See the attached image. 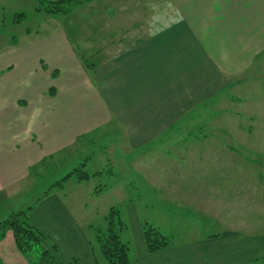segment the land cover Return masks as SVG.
<instances>
[{
	"label": "crops",
	"instance_id": "1",
	"mask_svg": "<svg viewBox=\"0 0 264 264\" xmlns=\"http://www.w3.org/2000/svg\"><path fill=\"white\" fill-rule=\"evenodd\" d=\"M96 2L106 8L97 4L90 11L104 20L96 17L92 19L96 25L82 30L75 22L74 28L81 37L87 33L84 37H91L92 43L93 37H115L107 43L106 55L95 71L86 70L70 35L52 28L54 24L42 31H27L20 43L12 44H17L14 51L22 48L21 56L10 68L0 67L2 202H6L7 192L30 178L33 168L84 138L113 135L117 140L112 142L113 150L123 139L130 148L148 147L190 111L193 104L188 101L178 107V103L158 99L162 97L163 88L158 84L164 78V56L187 54L189 65L184 69L188 80L210 83V89L201 95L206 102L221 92L235 96L247 90L244 83L250 81L243 78L264 53V0L123 1L132 16L122 19L126 24L122 29L111 25L117 12L110 2L91 0L90 4ZM84 15L79 13L77 20L82 22ZM105 26L98 34L92 33ZM31 52L33 57L28 56ZM185 61L183 57L181 62ZM175 67L181 70L178 64ZM236 98L239 100L238 95ZM84 217L81 206H69L53 190L29 211L30 223L44 238L40 249L54 247L60 264H97L90 250L91 227ZM212 239L171 246L155 254H148L140 239L138 264H253L264 258L263 233L245 236L226 231ZM38 256L39 250L20 253L10 232L0 237V264H30Z\"/></svg>",
	"mask_w": 264,
	"mask_h": 264
},
{
	"label": "rangeland",
	"instance_id": "2",
	"mask_svg": "<svg viewBox=\"0 0 264 264\" xmlns=\"http://www.w3.org/2000/svg\"><path fill=\"white\" fill-rule=\"evenodd\" d=\"M90 1L70 7L61 18L59 13H46L36 0H0V67L10 68L21 56L22 48H14L27 31H42L54 24L52 28L70 35L68 39L86 70L95 71L106 55L107 43L115 37H93L92 43L91 37H84L87 33L79 36L76 30L80 25V29H87L96 25L92 19L104 20L90 11L102 3L91 5ZM123 1L130 0H106L117 12L110 24L120 29L132 16ZM101 6L106 8V4ZM79 13L86 14L82 22L76 18ZM103 29L106 26L92 33ZM183 57L185 62H181ZM163 62L164 78L158 84L163 88L162 97L158 99L178 103V107L188 101L193 104L190 111L180 115L148 147L130 148L123 139L113 150L112 142L117 140L108 133L107 137L84 138L62 155L45 160L32 169L28 180L7 192L6 202L0 196V219L33 207L46 191L53 190L61 193L69 206L83 208L93 235L92 229L102 226L109 209L117 207L127 227L120 238L129 243L131 259L137 262L145 224L169 237L174 247L214 240L226 231L245 236L264 234V53L243 78L250 81L244 83L247 90L235 96L221 92L206 102L201 95L210 89V83L200 79L192 84L188 80L185 52L164 56ZM177 64L181 70L176 69ZM230 96L236 100H229ZM75 169L86 172L90 179L78 181L72 176L50 188ZM90 240L93 242V237ZM94 256L99 264H107L96 247Z\"/></svg>",
	"mask_w": 264,
	"mask_h": 264
},
{
	"label": "trees",
	"instance_id": "3",
	"mask_svg": "<svg viewBox=\"0 0 264 264\" xmlns=\"http://www.w3.org/2000/svg\"><path fill=\"white\" fill-rule=\"evenodd\" d=\"M36 1L42 4L43 10L46 13L66 14L70 11V7L83 4L90 0ZM37 11H39L38 8ZM19 16H22V14ZM72 176L78 181H87L90 179V175L86 172H80L79 169H75L59 182L51 185L50 188L61 185L63 181H67ZM48 193L49 191H46L43 196ZM31 209L32 207H29L26 210H21L16 213L13 212L0 219V237H3L6 232H10L17 250L22 254L30 255L39 250V256L36 258L38 264H60L55 258L54 247L50 250L40 249L41 242L44 238L42 233L29 221V211ZM126 229L127 227L121 218L120 210L117 207H111L104 216L102 226L92 229L93 242L92 240L89 241L92 256L97 264L99 263L94 256L95 247L99 250L101 257L107 264H138L136 260L131 259L129 243L123 242L120 238V235ZM142 239L148 254H155L172 246V241L169 237L162 235L157 228L146 224L143 226ZM256 264H264V261Z\"/></svg>",
	"mask_w": 264,
	"mask_h": 264
}]
</instances>
